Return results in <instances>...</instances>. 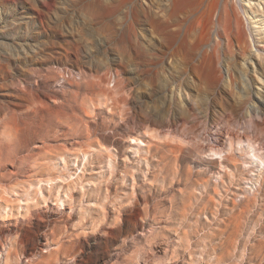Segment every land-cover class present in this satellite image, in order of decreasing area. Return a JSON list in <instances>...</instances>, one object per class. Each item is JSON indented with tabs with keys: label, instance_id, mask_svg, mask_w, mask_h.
I'll use <instances>...</instances> for the list:
<instances>
[{
	"label": "rangeland",
	"instance_id": "rangeland-1",
	"mask_svg": "<svg viewBox=\"0 0 264 264\" xmlns=\"http://www.w3.org/2000/svg\"><path fill=\"white\" fill-rule=\"evenodd\" d=\"M201 2L0 0V264H264V0Z\"/></svg>",
	"mask_w": 264,
	"mask_h": 264
},
{
	"label": "bare ground",
	"instance_id": "bare-ground-1",
	"mask_svg": "<svg viewBox=\"0 0 264 264\" xmlns=\"http://www.w3.org/2000/svg\"><path fill=\"white\" fill-rule=\"evenodd\" d=\"M201 1H202L201 2V6L197 7V5H196L195 9H192V6H190V7H188L189 9H186V10H190V11L194 10V12H200L199 9H201L203 11L204 10L203 4L206 6V3L203 2L204 0H201ZM237 3H238V7L233 5L234 6L233 9H235L234 15L236 17V21H237L238 27L241 28V29H244L246 27L247 23L249 24V22H250V20H249V12L247 11V6L243 4V0H237ZM212 8H213V6H208L207 10H212ZM207 10L203 11L204 15H202V17H201L203 19L206 18V21H207L206 25H208L210 20L212 19V13H209V11L207 12ZM252 17H254V16H252ZM203 30H207V29H203ZM202 39H205V38H202ZM257 52H258V55H261L259 53V50H257ZM244 57H245L244 58V63L246 64L247 62H249V59L246 56H244Z\"/></svg>",
	"mask_w": 264,
	"mask_h": 264
}]
</instances>
